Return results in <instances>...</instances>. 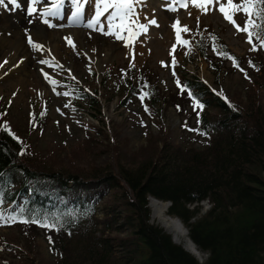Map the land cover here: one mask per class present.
Returning <instances> with one entry per match:
<instances>
[{
  "label": "trees",
  "instance_id": "trees-1",
  "mask_svg": "<svg viewBox=\"0 0 264 264\" xmlns=\"http://www.w3.org/2000/svg\"><path fill=\"white\" fill-rule=\"evenodd\" d=\"M250 1L254 8L250 52L238 55L206 25L204 31L190 27L195 50L187 47L193 60L199 55L219 77L223 71L242 70L248 64L255 74L248 93L225 95L197 74L185 76L165 92L152 70L146 69L148 65H131L117 76L118 86L126 89L124 106L142 95L140 100L153 112L162 99L179 103L175 107L182 116L183 143L153 133L146 144L129 149L128 142L117 135L103 141L104 151L109 152L104 166L95 163L89 171L79 172L74 167H55L45 158L56 152L38 155L29 140L7 126L0 109V199L5 201L0 210L15 217L11 221L28 239L42 234L59 257L55 264H264V102L260 93L264 88V4ZM189 93L202 108L193 110ZM77 98L101 103L84 90L77 91ZM30 114L29 131L35 133L47 124L46 112L35 104ZM197 128L208 135L188 130ZM86 137L82 147L65 150L63 162L73 161L71 156L80 153L97 161L98 144L91 133ZM110 196L107 218L100 220L98 205ZM152 197L171 203L168 213L182 219L190 238L207 254L205 262L152 222ZM204 201L211 204L205 211ZM41 213L55 217L63 227L46 229L30 221ZM28 239L22 245L8 244L23 258L18 264H44L35 255V243L29 244ZM5 261L10 264L8 258Z\"/></svg>",
  "mask_w": 264,
  "mask_h": 264
},
{
  "label": "rangeland",
  "instance_id": "rangeland-1",
  "mask_svg": "<svg viewBox=\"0 0 264 264\" xmlns=\"http://www.w3.org/2000/svg\"><path fill=\"white\" fill-rule=\"evenodd\" d=\"M21 2L23 7L16 11L0 6V109L7 126L29 140L38 155L43 157L48 151L56 152L53 155L57 158L55 161L50 154L45 157L55 163V167H74L84 172L92 169L95 163L104 166L109 152L104 151L103 141L115 139L117 135L128 142L129 149L146 144L153 133L165 134L177 143L185 141L180 122L182 116L175 107L179 103H165L162 99L155 106L156 112L148 110L140 99H131L129 104L122 105L126 89L118 86L117 76L127 72L131 65H148L146 69L152 70L153 78L160 81L165 92L175 88L177 81L183 82L185 76L195 74L225 95L251 90L250 79L255 74L248 64L242 70L223 71L219 77L209 62L199 55L193 60L187 48L195 50L190 27L199 30L206 25L204 28L212 26L238 55L250 52L248 40L254 17L250 0H187L186 3L183 0H126L124 7L130 4L132 11L123 19L116 17L112 20L111 33L107 21H97L103 34L100 28L89 29L84 22L69 24L65 17L72 5L67 0L65 17L44 15L38 3L37 14L29 16L27 0ZM238 6L243 10L238 11ZM221 7L223 12L219 10ZM92 11L93 5L89 4L87 13L90 15ZM45 19L55 27L45 24ZM121 24L123 27L117 29ZM141 24L147 27L140 28ZM204 28L202 31L206 30ZM29 37H32L31 43ZM68 40L73 43L68 44ZM180 86L179 90L184 91ZM78 90L92 93L101 103L77 98ZM65 92L69 95L65 96ZM260 93L264 102V88ZM33 104L46 112L48 118L47 124L35 133L28 130ZM66 104L71 107H65ZM88 133L98 144L95 149L99 156L97 161L93 162L80 153L71 156L73 161L63 162L68 153L65 150L74 145L82 147ZM110 204L111 196L98 205L100 220L107 218L105 214ZM202 206L205 211L211 204L206 201ZM151 209L152 222L165 228L155 218L152 206ZM0 212L4 213V222L0 223V264H8L5 258L10 264L21 263L23 258L8 244L22 245L28 238L13 224L7 211ZM102 226L98 225L99 228ZM26 241L35 243V255L40 262H57L59 257L51 252L42 234ZM201 252L202 259H198L205 262L207 254Z\"/></svg>",
  "mask_w": 264,
  "mask_h": 264
},
{
  "label": "snow or ice",
  "instance_id": "snow-or-ice-1",
  "mask_svg": "<svg viewBox=\"0 0 264 264\" xmlns=\"http://www.w3.org/2000/svg\"><path fill=\"white\" fill-rule=\"evenodd\" d=\"M39 2L40 0H27L26 12L29 16L33 14H37L36 5ZM183 2L186 3L187 0H183ZM206 2H209V0H206ZM65 3L66 0H51L50 6L45 10L43 14L50 17H65V11H64ZM67 3H70L72 5V8L68 9L67 15L65 17L68 20L69 24L76 25V24H80L81 22H84L86 23L89 29L100 28L102 34H103V28L100 24L97 23L98 20L107 21L109 33H111L112 20L116 17H120L121 19H123L125 16H128L129 13L132 11V7L130 4H128L127 7H124L126 0H67ZM260 3L264 4V0H260ZM89 4L93 5V11L90 15L87 13V7ZM81 5H83V7H81ZM0 6H4L5 8H10V10L12 11L20 10L23 7L21 0H0ZM101 9H103V12L101 11ZM219 10L221 12L224 11L223 7H221ZM237 10L242 11L243 10L242 6H238ZM43 22L45 24H49V21L47 19H45ZM151 23L154 24L155 21H152ZM129 26L131 27V21H129ZM49 27H55V25L49 24ZM120 27H123V25L122 24L117 25V29H119ZM146 27L147 25L145 24L140 25V28H146ZM127 30L129 29H125V31ZM244 30L247 31V28H245ZM29 42L30 43L32 42V37H29ZM67 42L70 45L73 43L72 40H68ZM248 42L249 43L252 42L251 36H249ZM185 43H187V41ZM252 50H257V49L253 47ZM40 63H46V62L40 61ZM177 83L179 84V81H177ZM64 95L68 96L69 93L65 92ZM189 95L190 98L193 99L192 106L194 111L203 107V105L200 104L194 98L192 93H189ZM140 99L143 100L144 96L142 95ZM65 107H71V104H66ZM188 130L198 132L199 134L204 136L208 135L206 131L201 132L199 128L188 129ZM4 203L5 201L0 199V208L4 206ZM21 215H23V213H21ZM10 219L15 220V217H10ZM29 219L31 222L38 223L40 224V226L45 227L46 229L59 230L60 228L63 227V225L55 217L45 216L42 213L39 215H35L34 217H30ZM2 222H4V213L0 212V223ZM23 222H29V220H25ZM177 232L178 234H182V229H180L179 226H177Z\"/></svg>",
  "mask_w": 264,
  "mask_h": 264
},
{
  "label": "bare ground",
  "instance_id": "bare-ground-1",
  "mask_svg": "<svg viewBox=\"0 0 264 264\" xmlns=\"http://www.w3.org/2000/svg\"><path fill=\"white\" fill-rule=\"evenodd\" d=\"M50 4H51V0H43V4L40 7L41 11L45 12V10L50 6ZM150 204L153 208V213L155 218H158L159 222L173 234V237L175 236L177 238L178 243L183 244L196 257L202 259V252H201L202 250H200L197 247V245L193 242V240L190 238L189 230L186 227V225L183 223L182 219L170 215L168 213L169 210L168 204L163 200H159L154 197L150 199ZM177 226H179L180 229H182V234H178Z\"/></svg>",
  "mask_w": 264,
  "mask_h": 264
},
{
  "label": "clouds",
  "instance_id": "clouds-1",
  "mask_svg": "<svg viewBox=\"0 0 264 264\" xmlns=\"http://www.w3.org/2000/svg\"><path fill=\"white\" fill-rule=\"evenodd\" d=\"M205 203H206V201H204L202 204H205ZM173 239H174V242H178V240L175 236L173 237Z\"/></svg>",
  "mask_w": 264,
  "mask_h": 264
},
{
  "label": "water",
  "instance_id": "water-1",
  "mask_svg": "<svg viewBox=\"0 0 264 264\" xmlns=\"http://www.w3.org/2000/svg\"><path fill=\"white\" fill-rule=\"evenodd\" d=\"M166 203L168 204V206H170V204H171V203L168 202V201H167ZM173 240H174V239H173ZM177 243H178V242H177ZM178 244H180V243H178ZM183 246H184V245H183ZM184 247H185V246H184ZM185 248H186V247H185ZM186 249H187V248H186ZM197 258H198V257H197Z\"/></svg>",
  "mask_w": 264,
  "mask_h": 264
}]
</instances>
